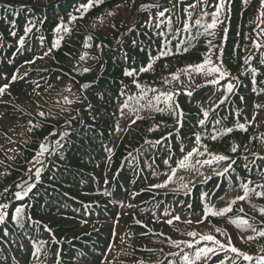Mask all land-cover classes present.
<instances>
[{
	"label": "rangeland",
	"instance_id": "1",
	"mask_svg": "<svg viewBox=\"0 0 264 264\" xmlns=\"http://www.w3.org/2000/svg\"><path fill=\"white\" fill-rule=\"evenodd\" d=\"M33 1L42 2L43 0H27V2ZM107 1L108 2L103 3L99 7L93 6L87 12H84L83 7L88 3V0H70L68 5H64V8L60 10L59 13L61 14H59V16L63 15V10L65 11L64 13H69V9L76 11L77 9H73V7L82 5L80 13H74L81 15L80 19L83 23L77 24L76 35L80 38L85 35L88 36V38L84 39L85 45L86 40L87 43L94 40L97 41L96 38L91 36V32L99 33L102 38L97 47L101 48L112 41H118L119 36L124 29L137 18V15H135L137 7L145 6L141 11L143 19L141 20V23H144L145 27L149 26L147 23L152 25V21L157 17L156 15H151V13L163 9L164 16L159 15V17L168 18L171 13L172 15H176L178 11H181L183 8V5L172 4L173 2H177V0H173L172 3H169L166 6L164 5L165 0ZM216 2L217 6L221 4V0H216ZM188 3L189 2H186V4ZM188 5L189 7L191 6L190 4ZM250 5L253 6L254 3H251ZM152 6H156V8ZM198 6L200 10H203L208 4L198 0ZM36 8L39 9V7ZM58 8L59 7H57V9ZM166 9H168V11H166ZM225 10H229L230 17H238L233 13L232 7L228 5V0H223V5L218 13L222 22L224 20L223 12ZM109 12L113 13V15L109 16ZM187 14H189V11ZM243 15L244 14H242L240 18L247 17L248 13L244 16ZM253 15V12H250L248 19L252 18ZM176 17L178 16L176 15ZM259 17L261 18V15L257 16L258 19ZM231 20L232 18L229 19V21ZM185 24H187V22H179L178 20V26L172 31H179L180 28L185 27ZM218 26L220 25H217L216 28H218ZM229 26V22L224 23L221 25V29H228ZM210 31L213 35L212 39L213 43L216 44V47L214 49L215 57L212 58L209 67L218 66L226 72V75L223 78L218 74L207 75L206 69L204 72L196 73L187 67L186 75L188 81H195L203 75H205L204 78L206 80L201 86L196 88L191 86L190 89L184 92L183 88L179 86L174 79L170 80L172 86L166 88V86L160 85L157 79L151 77L153 67L159 64H155L149 71H140L142 67L148 65L150 58H152V62H154V55L159 50V45H156L157 49L156 47H153L149 38L142 36L143 34L141 32H132L130 36H128L129 40L132 41L134 48L139 50L140 63L136 64L135 61V67L133 64L128 65L130 59H132L129 54H125L123 64L120 63L118 65L104 59V57L99 58V54H93L94 57L91 56V60L85 61L87 67L85 69H88L86 72L93 74L95 77V79L91 81V85L86 82L79 84L74 79L70 78L68 72L58 71L55 67L39 69L36 67L38 59H36V62L33 64H21L15 69L13 76L21 80L18 84L16 83V79L9 80L8 78H2L0 81V87H3L4 85H8V87L3 94H0V141H2V143L0 142V166L6 168H4V182L0 186H9L13 181L19 180L23 177V175L20 174L22 173L21 170L27 169L29 166L33 165L34 147L40 141L49 135L55 134L56 130H61L79 122L80 119H82V124L85 127L104 129L103 124L106 127L112 126L115 130L125 127L124 130H117L115 132H98L96 131L97 129L95 130L100 137V140L99 144L97 142H94V144L102 149V151L111 150L115 152L117 151V153L119 151H127V153H129L127 160L123 161L119 171H122V167H130V164L128 165V160H130L131 157H134L132 156L134 154V148L141 150L146 147L148 149H144L148 151L155 150L157 152L160 149L165 148L166 145H170L171 139H176L177 145L172 147L173 151L176 149L183 150L189 147L190 137L193 134L200 136L198 154L202 157L214 153H225L221 147L216 145V142L210 144L208 141H204L201 137L206 131H208V129L219 127H221V129H232V134L225 139L227 142L238 143V155L248 153L250 156L256 155L255 161L264 159V152L262 153L253 150L254 147L264 141V130L253 131L246 128V131H241L238 128L240 122L237 118V114L243 113L244 111V103H240V101H242L241 98H243V101H249L252 98L254 99V102L262 101V103L256 104L258 106H252L251 110L264 112V84H258L257 88L254 90H250L244 95L239 96L238 91L240 88L234 92L235 85L233 83L235 80L232 79L238 75L241 64L249 67L252 65L256 55L264 57V32L261 36V40H249L246 33L245 36L237 34L236 40H231L229 43V33L219 36L215 29H210ZM170 39L168 38L167 41ZM198 45L199 40L195 38L188 42L180 41L178 48L168 49V53H170L168 54L170 57L169 63L171 65H179L184 56L189 53L198 56L194 53L198 48ZM257 45H259V47H257ZM116 47L117 46H109L107 51L114 52ZM166 47L167 45H165V42L160 43V53L163 52ZM185 49L187 50L185 51ZM150 51H153L154 55L151 56L149 53ZM107 56L110 58H117V55L115 54ZM92 61H94V63H92ZM126 71L132 72L133 75H125ZM262 73L264 74V72ZM23 74L24 76L22 77ZM40 77L43 78L39 80ZM54 79L57 80L54 85H57L59 89L69 88L68 90L71 91L68 99L69 103L64 104L63 110H56L57 115L55 118H45L43 115L40 124L27 123L23 120L22 117L26 113L22 115L21 118L17 119V114L23 110L18 106L20 103H27V105L30 106L27 110L32 109L33 111L35 108H40L42 105L53 106L55 104L53 98V95L55 94L48 88V83ZM213 80L218 82H211ZM29 81L32 82L26 84ZM137 84L141 86L140 89H137ZM229 84L232 85L231 92L227 91ZM76 85L79 88L78 92L72 90ZM141 89L144 91H141ZM153 89L155 91H152ZM167 93L172 94V100L166 103L164 94ZM156 96L160 97L158 101L154 99ZM55 98L58 100L57 95ZM143 99H146L147 103H140ZM129 100L137 102L143 106L139 105L133 108L136 114L130 124H128L129 121L126 119L127 112L124 113V118L115 117L112 113V110L116 106L123 107ZM240 106L243 107L241 110H239ZM4 110L11 111V114L3 112ZM139 112L143 113L144 116L140 115ZM205 112H207L206 117L204 115ZM82 115L85 116L82 117ZM221 115H226L227 121L225 123L220 120ZM245 116L248 118L245 119ZM245 116H242V119L247 125L253 122L251 117L264 119V115L256 117L252 112L250 115L245 114ZM92 118L97 119L99 123L95 122ZM133 121H135V123H133ZM201 121H203V123H201ZM183 142L185 145H182ZM6 151L15 154L20 152L23 153L24 156L22 157V162L9 164L3 161L2 156L5 157ZM84 155L85 150H79L73 155V164L77 161L96 163L95 159L85 157ZM226 155H231L232 159L234 158V154L226 153ZM168 158L169 157H162V160ZM232 159H227L223 165L213 162L207 166L212 167L210 170L211 172H221L227 169V167H229L227 172H230L235 167L231 164L232 162L229 163ZM198 164L199 163L196 162L194 163L195 168ZM151 165L154 167L152 170H156L157 167L156 176L147 175L141 177L140 173L132 182L129 191L126 193V198L123 204L115 209L109 207L111 202L109 201L107 194L103 196V192L99 193L95 190L94 192H91L86 189V186L82 191L84 196L79 193L76 194L79 196L80 200L74 201L70 198V200L76 202L77 206L83 211L95 210L98 208L99 210H97L99 213L93 214L92 216L81 217V219L73 216H66L61 219L54 217L47 218L43 214L32 209V201L28 200L23 202L25 207H29L30 205V208H26V212L30 216V219L36 222L35 225H38L41 230L44 229L49 233L51 237L50 239H52L49 244V249L53 254H48L47 256V249L45 248L43 252H41L39 248L37 251L38 255L32 259V264H51L54 259V264H65L64 262H60L61 260L57 261L65 249H69L71 255H73V253L78 254L79 252L75 248L81 245H86V242L92 240L95 241V237L106 238V241L102 242L104 251L100 260L91 256L92 260H89L88 254L83 252L80 253L81 259H87L86 261H88V264H154V260L150 258L147 259V256L142 254L143 252L141 249L143 248L161 249V253L164 254L171 253L172 256H170V258L174 259L176 263L172 262L166 264H180L178 263L179 259L187 250H189V247H187L189 243L192 245L198 243V245L192 246L191 248H198L199 246L204 245V247L214 248L215 251L216 249H219V247L212 242L201 240L200 237L202 235H211L219 242L221 236H226L230 239H232V237L238 238V244L235 248L240 253L252 257V259L249 260L250 264L258 262L259 258L264 257V237L259 236L256 232H252L250 228L241 226L240 231L243 237H239L228 229L224 220L219 216L218 220L213 222L206 220V214L205 216L199 217V214L194 210L192 203L180 212L181 215H177L182 217L185 220L184 222L169 218L172 215L171 210L170 212L160 211L171 201L169 197H172L173 201L178 202L177 199L181 197L183 190L177 184L169 182H167L166 187H154L155 185L166 183L163 181L155 183L154 179H158V176L166 179L167 171L163 169L166 168L165 164L163 168H161L159 164L154 165L152 162ZM86 168L90 170V166ZM240 168L237 169L240 170ZM161 170L163 171L161 172ZM0 171L3 172V170ZM136 171L137 170L132 169L131 173L134 174ZM240 172L243 173L242 168ZM91 176L99 184L106 182L110 177V175H108L101 180L99 179L100 176ZM1 182L2 179H0V183ZM46 182L47 180H44L43 184ZM258 183H264V180ZM189 184L192 183L189 182L188 185ZM201 185V183L195 184L194 189ZM217 185L218 186H216L212 192V196L221 187L218 183ZM188 188L189 187L186 189ZM41 189L45 191V187L41 186ZM106 191H109V186ZM88 195L90 196L87 197ZM98 196H101L102 199H99ZM188 197L189 195H186L185 199ZM35 202L41 204L43 207H46L44 205L45 202L47 205L51 206L50 202L45 199L44 196ZM183 205L184 203L181 204L180 207ZM250 205L251 207L246 208L244 205L238 204L232 213L236 215L231 218L241 216L246 219L250 225L255 227L257 232L264 230V220L260 222L258 219H264V206L256 203H250ZM107 209H109L110 213L108 219L105 216H101L100 213L102 210H105L103 213L107 215ZM241 209L243 211H241ZM169 219L173 220L171 224L167 223ZM189 220H191L192 223L186 222ZM211 226L214 227L216 231H212L210 228ZM62 232L63 235L61 234ZM146 232L158 235L161 238L167 237V239L171 241L169 249L164 248L159 243H142L140 241L143 238L140 236L134 237L135 235L144 234ZM189 233H195V236L189 235ZM249 235L254 238L248 239ZM181 248H184V250L178 252ZM126 254L131 256H126ZM222 255H224V253H209L208 257L206 259L202 258L198 264H210L211 262L216 263L218 261V264H221V261H223V264H233V259H236L233 258L230 260L226 258L228 262H224L226 259L220 260ZM73 259L74 258H70L68 264H71L70 262L73 261ZM78 261L72 264H79Z\"/></svg>",
	"mask_w": 264,
	"mask_h": 264
},
{
	"label": "trees",
	"instance_id": "2",
	"mask_svg": "<svg viewBox=\"0 0 264 264\" xmlns=\"http://www.w3.org/2000/svg\"><path fill=\"white\" fill-rule=\"evenodd\" d=\"M69 2L70 0H43L42 2H27V0H0V81L2 78L12 80L13 72L16 68H18L21 64H33L36 62L35 60L38 59L36 67L39 69L55 67L58 71L68 72L70 78L74 79L79 84L86 82L91 85V81L94 80L95 77L93 74L85 71V68H87L85 61L91 60L90 57H94L93 54H99V58L104 57V59L114 62L117 65L120 63L123 64L125 54H129L132 59H130L128 65L133 64L135 67V61L136 64L140 63L139 50L134 48L132 41H130L128 37L132 32H141L143 34L142 36L149 38L153 47H156V49V45H159V50L155 55L153 51H150L149 53L151 56H155L154 62H152L153 66L155 64H159L155 67L152 66L153 70L151 71V77L157 79L160 85L170 88L172 86L170 80L175 76L176 78L174 80L183 88L184 92L190 89L191 86H194V88L201 86L206 80L204 78L205 75H203L195 81H188L186 68L190 65L201 64L206 59L211 61L212 58L215 57L214 49L216 44L213 43V35L210 29L208 32H205L203 25L211 23V14L217 10L216 0H201V2L208 4V6L203 10L198 8V0H177V2H173V0H165V6L173 2L172 4L175 5H183V8L176 14L178 17H176V15H172V13L168 18L159 17V13L163 12V9L151 13V15L157 16L152 21L154 29L149 23H147L149 25L148 27H145L144 23H141V20H143L141 11L145 8V6L137 7L135 11L137 18L124 29V31L120 34L118 41H112L111 43L105 44L101 48L97 47L102 38L99 33H90L91 36L97 39V41L94 40L89 42L88 47H85L84 45V39L88 38V36L85 35L80 38L76 35L77 24L83 23L80 19L81 15L74 13H80L82 5L73 7V9H77L76 11L69 9V13H64L65 11L63 10V15L59 16V14H61L59 13L60 10L64 8V5L67 6ZM105 2L108 1L103 0V3ZM186 2H189L188 4L191 6L189 7ZM103 3L95 5L94 7H99ZM251 3H254V5L251 6ZM228 5L232 7L233 13L238 17H230L229 10H225L223 12L224 20L222 22L221 17L218 14L217 25L220 26L215 28L217 35L221 36L229 33V43L231 40H236L237 34L245 36L246 33L249 40H261V36L264 32V7H262V0H228ZM36 7H39V9ZM57 7L59 8L57 9ZM152 7L156 8V6ZM168 9H166V11H168ZM188 11L189 14H187ZM250 12H253L254 15L252 18L248 19ZM247 13V17L240 18L242 14L245 15ZM260 15L261 18L259 17L258 19L257 16ZM230 18H232L231 21H229ZM178 20L179 22H187V30H185L184 27L180 28L179 31H172L176 28V26H178ZM197 20H200V24L196 23ZM228 22L230 23L228 29L222 30L221 25ZM65 28L68 29L67 32L64 31ZM25 29H29V31H25ZM168 38L171 39L167 41ZM194 38L199 40L198 48L194 51V53L199 57L195 56L193 53H189L184 56L181 64L171 65L169 63L170 57L168 54L162 56L160 53V43L165 42L167 47L163 50V52L168 53L169 48H178L180 41L188 42ZM21 39H23V44L20 43ZM56 41H59L58 45H56ZM109 46L117 47L114 52H111L107 51ZM112 54L117 55V58H110L107 56ZM81 56H83L84 59H81ZM263 59V56L256 55V58L251 66L247 67V65H240L238 75L232 78L235 80L233 83L235 85L234 92L240 88L238 91L239 96L244 95L250 90H254L257 88L258 84H264V74L262 73L264 72ZM92 63H94V61H92ZM23 76L24 74L22 77ZM41 78L43 77H40L39 80ZM56 81L57 80L54 79L48 83V88L55 94L53 95L55 103L53 106L42 105L40 108H35L33 111L32 109L27 110L30 107L27 103H20L18 106L23 110L17 114L16 118H21L22 115L26 113L22 119L27 123L37 124L41 123L43 115L45 118H55L57 115L56 110L62 111L64 104L69 103L68 99L71 92L68 90L69 88L59 89L57 85H54L56 84ZM19 82H21V80L16 78V83L18 84ZM31 82L32 81H29L26 84H30ZM72 90L78 92L79 88L76 85ZM56 95L59 101L56 100ZM241 99L242 101H240V103H244V111L243 113L237 114L240 124H245V128H249L253 131L264 130V119L251 117L253 122L249 125H247L242 119V116H245V114L250 115L251 112L256 117L263 116V111L251 110L252 106H258L256 104H260L262 101L254 102L253 98L249 101H243V98ZM140 103H147V101L146 99H143ZM139 105L142 106L137 102L129 100L123 107L116 106L112 110V113L115 117L124 118V113L127 112L126 119L129 121L128 124H130L136 114L133 108ZM242 108L243 107L240 106L239 110ZM3 112L11 114V111L4 110ZM41 113L43 115H41ZM139 114L144 116L143 113L139 112ZM83 116L85 115H82V117ZM244 118L247 119L248 117L245 116ZM93 120L99 123L97 119ZM220 120L225 123L227 121L226 115H221ZM103 127L104 129L85 127L82 124V119H80L79 122H76L71 126L61 130H56L55 134L47 136L34 147L33 165L29 166L27 169L21 170L22 173L20 174H22L23 177L19 180L13 181L9 186H0V206L7 205V207H0V213H3L4 215V221L3 223H0V263L32 264L33 261L30 260V257L34 252L38 251L39 248L41 252H43L46 248L47 254H53L49 249V244L52 241V239H50V234L44 229L41 230L38 225H35L36 222L31 220L30 216L26 212V208H30V205L29 207H25L23 202L28 200L32 201V209L38 211L47 218L54 217L61 219L66 216H73L81 219V217L92 216L93 214L99 213L98 208V210L83 211L79 206H77L76 202L70 200V198L74 201L80 200L79 196L76 194L79 193L83 195L82 191L86 186V189L91 192H94L95 190L100 193L103 192V196L107 194L110 199L115 198L117 202L114 207H111L112 209H115L119 207V203L120 205L123 204L126 198V193L129 191L132 182L140 173L141 177L147 175L156 176L157 167L156 170H152L154 167L151 165V162L154 165L159 164L161 168H163L164 164L166 165V168H163L167 171L166 179L158 176V179H154L155 183H160L162 181L168 182V177L171 175L172 170L176 169V174L169 183L177 184L183 190L181 197L177 199L178 202L173 201L172 197H169L171 201L168 202L162 210H160L162 212H170L171 210L172 217L170 216L169 218L181 215L180 212H182L191 203L193 204L194 210H196L199 214V217L205 216L206 205L211 206L213 210H219L230 204L232 211L219 217L224 220L228 229L234 232L237 236L243 237L240 231L241 227H237L235 224L230 222L231 220L236 219L231 217L236 215L232 213L236 209L237 205L242 204L246 208H249L251 207L250 203H256L264 206V196L256 195L258 192H264V183H258L264 180V159L255 161L256 155L250 156L248 153L238 155V143L227 142L225 139L233 132H227L226 130L228 128L221 129V127H219L215 129H208V131L201 136L204 141H208L210 144L216 142V145L221 147L225 152L214 153L212 155H224L227 156L228 159H232V156L226 155V153L234 154V158L229 161V163L232 162L231 164L235 166L233 170L227 172L229 169V167H227V171L223 170L221 172H211L210 170L212 167H208L207 165L198 164L196 168L194 166L196 161L210 160L212 157L210 154L205 157L198 154V147L200 143L197 144V136L194 134L190 137L189 147L183 150L176 149L173 151L172 147L177 145L176 139H171L170 145H166L165 148H162L157 152L155 150L148 151L146 150L148 149L146 147H144L146 149L143 148L141 150L134 148V154L132 155L134 157H131L130 160H128V165L130 164V167H122V171H119L121 164L124 160H127L129 153H127V151H119L118 153L117 151L115 152L111 150L102 151V149L98 148L94 142L99 144L100 140L96 131L115 132L117 130H124L125 127L118 128L116 130L112 126L106 127L104 124ZM213 135L217 137L215 140L212 139ZM0 142L2 143V141ZM41 145H43L47 151H45L43 155H38L40 153ZM182 145H185V143L183 142ZM233 147L236 148V151H232ZM194 149L196 150V154L193 155L192 160L190 161V167L179 168L178 161L182 160L188 152L193 151ZM79 150H85L84 156L95 159L96 163L77 161L73 164V155H75ZM253 150L263 153L264 141L254 147ZM23 156L24 154L21 152L15 154L6 151L5 157L2 156V160L9 164H17L22 162L21 160ZM162 157L169 158L162 160ZM37 160L40 162L38 163ZM225 162L226 160L215 163L223 165ZM88 166H90V170L86 168ZM240 167L242 168L243 173L240 172ZM4 168L5 167L0 166V170H3V172L0 171V179H2L0 185L4 182ZM237 168H240V170ZM37 169L40 171L39 177L36 176ZM132 169L137 171L132 174ZM162 171L163 170H161V172ZM116 172V178H118V180L114 183L115 186H103L102 184L94 186V179L91 175L100 176L99 179H104L105 176L110 175V179ZM44 180H47L45 184H43ZM189 182L192 184L188 185ZM87 183H89L90 186L87 185ZM197 183H201L202 185L194 189V186ZM217 183L221 187L212 196L214 188L218 186ZM245 184H247L252 191L248 193L245 200H238L237 197L244 195L243 185ZM181 185H187L189 188L186 189ZM29 186H33L31 191H27ZM41 186L45 187V191L41 189ZM108 186L109 191L107 192L106 189ZM16 193H20L21 198L18 199L16 197ZM186 195H189V197L185 199ZM42 196L50 202L51 206L47 205L45 202L44 205L46 207H43L41 204H37L35 202L36 200H40ZM89 196L90 195L87 197ZM183 203L184 205L180 207ZM17 208H21L22 213L18 219L14 220L13 217L16 215ZM104 211L105 210H102L100 212L101 216H105L108 219L110 214L109 209H107V215L103 213ZM205 218L209 222L218 220V216H213L211 214L206 215ZM258 219L260 222L264 220L263 218ZM179 220L183 222L185 221L182 217H180ZM210 228L212 231H216L214 227L211 226ZM36 232L38 234H36ZM61 234L63 235V232ZM138 236L143 238L140 241L142 243H159L166 249H169V245L171 244V241L167 239V237L161 238L160 236L150 232L135 235L134 237ZM103 241H106L105 237H95V241L92 240L86 242V245H81L75 248L78 250V254L73 253L72 251L73 255H71L69 249H65L58 260H61L60 262L62 263L64 262L65 264H68V260L70 258H74L73 261L70 262L71 264L77 262L78 260L79 264H88V261H86L87 259H81L80 253L82 252L88 254L89 260H92L91 257L100 260L104 251ZM229 241L231 242V247H236L238 244V238L232 237V239H230L226 236L220 237V242L225 245L224 249L219 248L215 251L216 254L224 253V255L220 257V260L226 258L232 260L233 258H236V264H248L249 260H244L242 256L237 257L236 253L227 250ZM196 245H198V243L193 246ZM203 247L204 245H201L198 248H189V250H187L180 257L178 263H183L182 258L185 255L194 258L195 252ZM141 250L143 252L142 254L147 256V259L150 258L154 260V264L176 263L174 259L170 258V256H172L171 253H161V249L143 248ZM182 250H184V248H181L178 252ZM126 256L131 255L126 254ZM227 259L224 262H228ZM23 260L26 262H23ZM198 262L199 261H197V264ZM218 263L219 261L216 263L211 262L210 264ZM252 264H258V262H253Z\"/></svg>",
	"mask_w": 264,
	"mask_h": 264
},
{
	"label": "snow or ice",
	"instance_id": "3",
	"mask_svg": "<svg viewBox=\"0 0 264 264\" xmlns=\"http://www.w3.org/2000/svg\"><path fill=\"white\" fill-rule=\"evenodd\" d=\"M103 3V0H88V3L84 5L83 7V11L84 12H87L90 8H92L93 6L95 5H98V4H101ZM223 5V0H221V4L219 6H217V10L216 12H213L211 15H212V21L211 23L209 24H205L203 25L204 29H205V32H208L209 29H215L216 26H217V17H218V13L220 11V8L222 7ZM262 7H264V0H262ZM109 16L113 15V13L109 12L108 13ZM160 16H164V12H160L159 13ZM197 24H200V20H197L196 21ZM159 26V25H157ZM187 24H185V30H187ZM25 31H29V29H25ZM59 31V29H58ZM65 32L68 31L67 28L64 29ZM214 34V33H213ZM90 39V38H89ZM21 44H23V39H21L20 41ZM59 44V41H56V45ZM88 43H87V40L85 41V47H88ZM257 47H259V45H257ZM187 49H185L186 51ZM47 54V53H46ZM167 54H170V53H165V52H161V55H167ZM158 58V57H157ZM81 59H84L83 56H81ZM211 65V61L206 59L203 63L201 64H198V65H190L189 68L192 70V71H195L196 73H201V72H204L205 69H206V74L207 75H212V74H218L221 78H223L225 75H226V72H224L222 70V68L218 67V66H210ZM153 64H152V58H150V61L148 63V65L146 67H142L140 69L141 72H146V71H149L151 68H152ZM85 71H88V69H85ZM254 72V70H253ZM125 75L127 76H131L133 75L132 72H125ZM176 77L174 76L173 79H175ZM13 80L16 79L15 76L12 77ZM213 83H216L218 81H211ZM135 83V81H134ZM8 87V85H4L3 87H0V94H3L5 89ZM137 88H140L141 86L139 84L136 85ZM141 91H144L143 89H141ZM152 91H155L154 89ZM227 91L228 92H231L232 91V85L229 84L228 85V88H227ZM146 94V93H145ZM164 98H165V102H169L172 100V94L171 93H167V94H164ZM155 100H159L160 97L159 96H156L154 97ZM223 102V101H221ZM41 115H43L41 113ZM205 117L207 116V112L204 113ZM133 123H135V121H133ZM201 123H203V121H201ZM238 128L239 130L241 131H246V128H245V125L244 124H239L238 125ZM227 132H231L232 129L231 128H228L226 130ZM223 134V133H222ZM217 137L215 135L212 136V139L215 140ZM196 142L197 144H199L200 142V137L197 136L196 137ZM47 151V149L41 145V149H40V153L38 155H43V153ZM232 151H236V148L233 147L232 148ZM196 154V150L194 149L193 151H190L187 153V155L184 156V158L180 161H178V167L179 168H187V167H190V161L192 160V157L193 155ZM228 157L227 156H224V155H212L211 159L210 160H204V161H196V163H199L201 165H208V164H211L213 162H218V161H224V160H227ZM37 162L39 163L40 161L37 160ZM225 171H227V169H225ZM176 174V169H173L172 170V173L171 175L168 177V182H171L172 178L175 176ZM40 175V171L39 169L36 170V176L39 177ZM34 186V185H33ZM33 186H29L27 191H31V188ZM167 186V182L165 184H158V185H155L154 187H166ZM182 187L184 188H187V185H181ZM243 189H244V195L242 196H239L237 197L238 200H245L248 196V193L250 191H252V189L249 188V186L247 184L243 185ZM7 191V190H6ZM27 194V193H25ZM257 196H264V192H258L256 193ZM16 197L19 199L21 198V194L20 193H16ZM234 202V201H233ZM0 207H7V205H3V206H0ZM232 211V208L230 206V204L224 208H221L219 210H213V208L211 206H208L206 205L205 206V214H211L213 216H222V215H225L226 213H229ZM241 211H243L241 209ZM22 213V209L21 208H17L16 209V215L13 217L14 220L18 219L20 217ZM175 220H179L180 217L179 216H176L174 217ZM4 221V215L3 213H0V223H3ZM173 222L172 219H169L167 221V223L171 224ZM187 223H192L191 220L189 221H186ZM197 222H202V221H197ZM231 223L235 224L237 227H245V228H250L252 232H256L259 236L261 237H264V230H261V231H258L257 232V229L255 227H253L252 225H250L248 223V221L242 217H237L236 219L234 220H231L230 221ZM189 235H192V236H195V233H189ZM254 237L252 236H249L248 239H253ZM201 240H204V241H210L212 242L213 244L217 245L220 249H224L225 248V245L220 243L219 241H217L213 236L211 235H202L200 237ZM231 242L229 241V246H228V251H231L233 253H236L237 256H242L244 260H251L252 257L248 256L247 254H242L240 252H238V250L235 248V247H231L230 246ZM178 246V245H177ZM193 245L192 244H188L187 247L191 248ZM209 253H212V254H215V249L214 248H211V247H203V248H200L198 249L196 252H195V257L192 258V257H189L187 255L183 256V264H197V261H200L202 258H207ZM221 264H223V261H221ZM233 264H236V261L235 259H233ZM258 264H264V257H261L259 258L258 260Z\"/></svg>",
	"mask_w": 264,
	"mask_h": 264
}]
</instances>
